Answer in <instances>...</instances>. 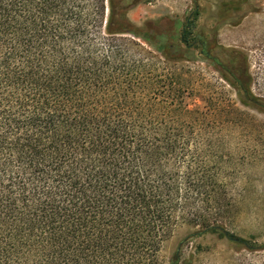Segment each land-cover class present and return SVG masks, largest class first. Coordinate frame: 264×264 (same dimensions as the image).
<instances>
[{"label":"trees","instance_id":"16d2710c","mask_svg":"<svg viewBox=\"0 0 264 264\" xmlns=\"http://www.w3.org/2000/svg\"><path fill=\"white\" fill-rule=\"evenodd\" d=\"M151 2L0 0V264H163L179 225L216 232L220 157L186 121L172 69L213 57L191 24L129 21ZM220 52L223 78L264 114L247 56Z\"/></svg>","mask_w":264,"mask_h":264},{"label":"rangeland","instance_id":"374dc122","mask_svg":"<svg viewBox=\"0 0 264 264\" xmlns=\"http://www.w3.org/2000/svg\"><path fill=\"white\" fill-rule=\"evenodd\" d=\"M128 19L139 28L149 23L152 30L178 35L191 24L187 29L204 36L213 57L205 60L196 50L192 61L172 69L185 89L186 121L203 137L200 143L209 139L208 152L220 157L218 181L205 205L217 230L179 225L162 244L163 264L174 255L181 264H264V114L243 105V93L219 71L226 64L222 49L247 56L251 92L264 99V0H152L132 9Z\"/></svg>","mask_w":264,"mask_h":264}]
</instances>
